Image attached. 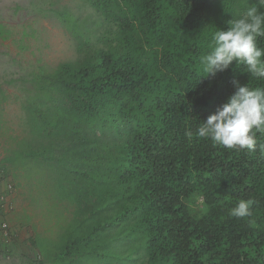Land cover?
<instances>
[{
    "label": "trees",
    "instance_id": "16d2710c",
    "mask_svg": "<svg viewBox=\"0 0 264 264\" xmlns=\"http://www.w3.org/2000/svg\"><path fill=\"white\" fill-rule=\"evenodd\" d=\"M82 1L94 28L58 14L82 56L44 73L24 105L34 136L24 158L49 169L56 201L73 208L52 252L63 264L141 253L146 264H264L259 146L186 135L233 94V79L264 87L235 63L203 78L199 62L248 0ZM249 198L252 217H232Z\"/></svg>",
    "mask_w": 264,
    "mask_h": 264
},
{
    "label": "rangeland",
    "instance_id": "374dc122",
    "mask_svg": "<svg viewBox=\"0 0 264 264\" xmlns=\"http://www.w3.org/2000/svg\"><path fill=\"white\" fill-rule=\"evenodd\" d=\"M64 11L92 28L98 18L82 0H0V189L13 188L0 206V225L6 221L14 234L0 239V264H63L52 251L73 208L56 201L49 169L24 158L34 138L24 105L39 92L44 73L82 56L73 33L58 18ZM133 257H105L99 264L147 263L143 253Z\"/></svg>",
    "mask_w": 264,
    "mask_h": 264
},
{
    "label": "clouds",
    "instance_id": "9594fccd",
    "mask_svg": "<svg viewBox=\"0 0 264 264\" xmlns=\"http://www.w3.org/2000/svg\"><path fill=\"white\" fill-rule=\"evenodd\" d=\"M264 37V0H248L239 16L227 22L226 29L215 28L209 51L199 58L203 78H214L227 71L234 63L250 77L264 78V48L258 38ZM235 91L214 114L202 121L195 133L186 135L210 140L214 145L229 150L254 152L259 146L264 155V143L257 133L264 135V87H250L233 79ZM255 201L240 199L230 209L235 218L252 217ZM252 220L249 219V223Z\"/></svg>",
    "mask_w": 264,
    "mask_h": 264
},
{
    "label": "built area",
    "instance_id": "2783aa9c",
    "mask_svg": "<svg viewBox=\"0 0 264 264\" xmlns=\"http://www.w3.org/2000/svg\"><path fill=\"white\" fill-rule=\"evenodd\" d=\"M0 177L2 178V175H0ZM12 189V186L8 184L3 190L0 189V206H4L5 202L10 199ZM0 226V239H3L4 241H8V238L11 239V236H13L14 234L13 232H10L11 229L8 226V223L6 221H3Z\"/></svg>",
    "mask_w": 264,
    "mask_h": 264
}]
</instances>
